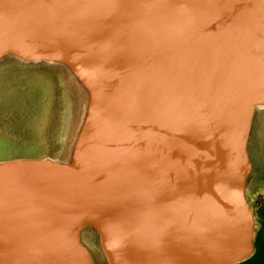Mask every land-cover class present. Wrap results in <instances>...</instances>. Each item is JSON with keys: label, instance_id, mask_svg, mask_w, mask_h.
<instances>
[{"label": "water", "instance_id": "water-1", "mask_svg": "<svg viewBox=\"0 0 264 264\" xmlns=\"http://www.w3.org/2000/svg\"><path fill=\"white\" fill-rule=\"evenodd\" d=\"M11 60L67 68L84 109L67 159L0 161V264L252 257L264 0H0Z\"/></svg>", "mask_w": 264, "mask_h": 264}, {"label": "rangeland", "instance_id": "rangeland-1", "mask_svg": "<svg viewBox=\"0 0 264 264\" xmlns=\"http://www.w3.org/2000/svg\"><path fill=\"white\" fill-rule=\"evenodd\" d=\"M80 88L62 66L0 63V161L67 159L83 118ZM258 119L263 127L264 110Z\"/></svg>", "mask_w": 264, "mask_h": 264}, {"label": "crops", "instance_id": "crops-1", "mask_svg": "<svg viewBox=\"0 0 264 264\" xmlns=\"http://www.w3.org/2000/svg\"><path fill=\"white\" fill-rule=\"evenodd\" d=\"M252 153L256 162V171L249 188V198L255 209L257 230L255 252L242 264H264V128L256 134Z\"/></svg>", "mask_w": 264, "mask_h": 264}, {"label": "bare ground", "instance_id": "bare-ground-1", "mask_svg": "<svg viewBox=\"0 0 264 264\" xmlns=\"http://www.w3.org/2000/svg\"><path fill=\"white\" fill-rule=\"evenodd\" d=\"M246 264H247V262H246Z\"/></svg>", "mask_w": 264, "mask_h": 264}]
</instances>
